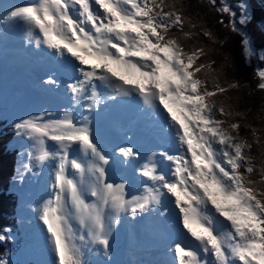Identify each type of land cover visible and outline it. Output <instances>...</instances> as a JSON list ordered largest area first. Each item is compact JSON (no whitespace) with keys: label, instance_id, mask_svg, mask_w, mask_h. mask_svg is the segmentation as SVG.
<instances>
[{"label":"snow or ice","instance_id":"6c2138e0","mask_svg":"<svg viewBox=\"0 0 264 264\" xmlns=\"http://www.w3.org/2000/svg\"><path fill=\"white\" fill-rule=\"evenodd\" d=\"M209 3L229 17L227 26L240 35L250 62L257 50L243 31L252 20L247 0H238L239 16L227 0ZM9 25L21 26L29 43L74 73L67 84L70 109L58 117L29 115L12 126L15 137L28 142L20 180L51 166L49 198L35 211L53 264H89L86 254L98 249L108 257L122 216L167 220L173 212L183 236L170 246L176 264H264V141L236 119L246 120L250 111H240V98L233 102L228 95L241 83H220L231 65L202 62L208 56L203 46L188 50L181 42L203 36L223 46L198 11L184 0H29L4 9L0 28ZM256 76L264 91V70ZM125 98H138L173 145L147 158L133 146L113 150L116 162L134 166L143 185L130 198L126 185L109 177L112 156L98 142L89 115L76 114L78 107L91 114L106 100ZM242 129L250 130L251 140ZM9 239L0 234V243ZM0 264L11 261L0 255Z\"/></svg>","mask_w":264,"mask_h":264},{"label":"rangeland","instance_id":"374dc122","mask_svg":"<svg viewBox=\"0 0 264 264\" xmlns=\"http://www.w3.org/2000/svg\"><path fill=\"white\" fill-rule=\"evenodd\" d=\"M2 37H3V32L0 31V39H2ZM20 44H21V47H23L24 41L23 42L21 41ZM33 46L34 45H32V49H31V50H33L32 52L38 51L40 56H44V54L49 53L48 51H41V49H39L36 45L34 47ZM23 48L26 49V46ZM27 50H29V49H27ZM31 56L29 53V56L26 58V61H24V58H23V64L31 65L30 67L36 66V65H33L34 61L31 58ZM253 58H256V56ZM56 60H57V62L60 61L58 58H56ZM20 66H21V68L19 70V73L24 74L26 68H25V66L22 67L21 64H20ZM15 73H18V72L15 71ZM19 73H18V75H19ZM66 74H68V73H66ZM13 78H16V74H14V72L12 71V69L10 67L8 70V64L7 63L3 64L0 67V121L4 122V125H3L4 127H5V123H7L9 127H12L14 122H17L21 118H26L29 115L40 114L43 112L51 113V114H53V116H57V115L60 116L62 114V108L65 109V107H63L61 105V104H63L61 102L57 103V106H60V105L62 106V107L61 106L58 107L57 108L58 110H56V108L49 110L50 101L52 102L55 100H50L49 97L44 92H46V91L53 92L55 89L54 88L51 89V86H49L48 83H46V79H44L43 76L38 78V80H36V81L34 80L31 83V88H32L33 92L31 93L30 91H28L29 94L27 96L18 94L17 84H14L13 82H11V79H13ZM4 79H8V82H6ZM17 81H18V78L16 79V82ZM4 83L6 85H4ZM19 87H20V89L22 88L20 85H19ZM25 87H26L25 89H21L22 94H25V91L28 88V84ZM56 88H59V87H56ZM60 89L61 88H59V90H58V94L64 95L62 93V91H60ZM66 90H67V88H66ZM55 91H57V89ZM106 106H107L106 104L105 105L102 104L99 106V108L101 107L100 108L101 110H105ZM139 108H140V105L137 106V110H139L140 113H143L144 111L141 110L142 107L140 109ZM81 111H82V108L77 109L76 114L78 117H80L81 114H84V115L87 114V115H89V119L91 118L90 114L87 112H84V113L82 112L80 114ZM105 115H106V117H105ZM105 115H102L101 117L103 119H107L111 123H113V117L110 115V108L109 107H108V111H106ZM147 117L148 116L146 114H143L141 116V123L146 121ZM119 121H120V123L121 122L127 123L125 120L118 119L116 121L117 131H119L120 129L121 130L124 129V125H122V123H121V126H119V123H118ZM97 122H99V121H97ZM147 122L152 123L151 119H149V118H148ZM147 122L145 123L146 125H148ZM153 123H155V122L153 121ZM94 126L98 127L96 125H94ZM150 131L155 134L154 137L156 139L158 137V141L161 139L163 134H160V133L153 131V130H150ZM120 133H121V131H120ZM13 135H14V132H13ZM122 136L123 135H120L119 140H121ZM106 139H108V138H106ZM113 139H115L117 141L116 138H113ZM165 139H167L168 142H170L172 144V141L170 140V138L165 137ZM124 140H127L128 143H135L136 145H131V146L137 147L136 150L140 152L141 157L147 158V156H150L149 152H146V151L142 152V150L140 149V142H138V140L135 137H127V138L123 139V141ZM13 142H15L14 144L18 145L17 146L18 147L17 148V154H16L17 166L15 169V173L13 175L14 177H13L12 182H11V187H10L8 192L9 193L15 192V193L23 194L26 192L33 191L30 194L34 195L35 193L40 191L45 197L49 198L50 191H51V189H50L51 166L45 165L41 169H36L34 172H27V173H25V176H24L23 180L21 181L19 178V175H18V170L21 168L22 162H27L26 157L22 156L21 154L26 152V150L28 148V142L25 140L16 138L15 135H14ZM127 142H125V144L127 146H130L129 144H127ZM103 143L105 144V141H103ZM100 145L102 146V142L100 143ZM114 145H115L114 141L111 139L110 144H108V148L110 150L113 151L114 149H117L118 147H122V146H118L116 144L115 148H113ZM8 147L11 148V145H9ZM106 147H107V145L103 146L105 152L110 155L111 152L108 151L106 149ZM160 150H164V149H160ZM111 155L113 156L112 157L113 163L110 165V167H111L110 172L113 170L114 174L112 175L109 172L110 179L113 176V180L116 181L117 183H124L126 185V192L129 196V198L131 197V195L139 194V190L142 189L143 185L138 183V177H137V174H136L134 168L126 169V166H128V165L117 163L116 162L117 158L113 154H111ZM142 162L143 161H140V163H142ZM1 171H3V170H1ZM34 184L37 185V187L39 186L38 187L39 191L34 190V188H36V187H34ZM39 196H41V194ZM89 199H91V198H89ZM19 200H18V202H20V204H22V202H24V200H25V197H23V200L22 199H19ZM20 204H19V208H20ZM19 208L17 210V213H15V216L17 214L16 221H18V222H19V212H18ZM150 219L151 218H149L143 225L138 224V228H140V229L142 228L145 230L143 233L146 236L147 235L149 236L151 233L148 229V227L151 225ZM130 220H131L130 216H122L120 222L114 228L112 236L110 238L109 256L105 257L103 255V250L98 249L94 253L86 254V259L89 261V263H93V264H133L134 263L132 261L133 258H131V256H133V254H135V257L137 254H142V255L145 254V252L141 253L139 248L135 249V248H133V245L130 246L131 234H132V232L135 231L134 227L130 228V226L133 223H135L134 222L135 220L131 221V222H130ZM18 222H16V223H18ZM34 223H35V227L32 229H33V232L34 231L37 232L39 230V228H41V225H40L41 223L37 222V220H35ZM18 225H20V224H17V226ZM157 226H159V224H157ZM18 227H19L18 230L21 231L20 236L22 234V243L19 246V249L15 251L14 255H12V253H11L12 256L9 259L11 261V264H16V263H18V264H39L40 262L42 264V261L40 258L41 253L39 254V251L34 250V251L29 252V251H25L26 249H23L24 247H26L28 249H31V248H29L28 246L22 247V244L25 242V236H24V231L21 228V225ZM123 232L128 233L127 234V242L125 244H123V241L126 239V237L123 236ZM179 233H180L179 236L183 238V236L181 235V230ZM162 235H164V233ZM184 236H186V234H184ZM153 238L154 237L151 233V239H153ZM169 251L173 252V250H169ZM152 253L155 254V251H152ZM42 259L44 260L43 257H42ZM53 260H54V257H53ZM140 263H143V262H140Z\"/></svg>","mask_w":264,"mask_h":264},{"label":"trees","instance_id":"16d2710c","mask_svg":"<svg viewBox=\"0 0 264 264\" xmlns=\"http://www.w3.org/2000/svg\"><path fill=\"white\" fill-rule=\"evenodd\" d=\"M238 0H227L233 10L239 16V9L236 7ZM250 5V12L252 15L251 22L243 29L253 42V47L257 50L256 58H252L250 62L246 63L242 55L241 37L233 33L227 26L229 17L227 15L218 13L215 8L209 3V0H184V3L191 6V11L199 12L203 18L206 26L210 28L215 37L223 42L221 47L219 44L213 45L211 41L203 36L193 40H182L185 48L191 50L193 47L203 46L208 56L202 57V62L214 59L216 66L221 64L231 65L227 67V80L223 77L220 83L226 86L227 82L237 80L242 87L237 91L233 90L228 93L234 98L239 97V110L247 111L246 120L240 119L243 124L245 122L251 124L256 128L260 134L261 140L264 141V91L258 90L257 85L260 82L256 76V70H264V60L260 59V55L264 54V32L261 31V25H264V0H247ZM220 0H217L219 6ZM224 23H219V20ZM237 27H240L237 24ZM187 25L185 31H188ZM230 60L226 61L225 57ZM255 57V56H254ZM234 66V67H233ZM203 77V74H201ZM212 83H209V88ZM224 97L218 96L217 100H222ZM4 122L0 121V234L8 235L10 239L4 243H0V255H6L9 259L15 246L20 242V235L16 228L14 213L17 206V197L14 194L7 193L10 188V182L14 175L17 161L16 154L17 146L11 142L14 138L13 129ZM242 135H247L251 140L250 130H241ZM11 145V148L8 147ZM254 150L258 157L259 163L260 152L256 145ZM3 170V171H1ZM10 230V231H6Z\"/></svg>","mask_w":264,"mask_h":264},{"label":"bare ground","instance_id":"6f19581e","mask_svg":"<svg viewBox=\"0 0 264 264\" xmlns=\"http://www.w3.org/2000/svg\"><path fill=\"white\" fill-rule=\"evenodd\" d=\"M14 1H15V3H27V2H29V0H0V15L3 14L4 9L8 8L11 4H14ZM0 31L3 32V37H2V39H0V65L5 64V62H6L10 65H13L14 71L19 73V70L21 68L20 61L23 60V58H24V61H26V56L28 57V54H29V50H28V51H26L25 57H22L23 55L21 54V47H19L21 41H23V38L25 36L24 31H23L22 27L19 25H9L7 27L0 28ZM39 49H41V51H47V49H44V48H39ZM30 56L34 62L37 59L36 65L42 66L41 59H43V57L39 55L38 51L30 52ZM45 56L50 57V60H51L50 64H52L57 69L58 73L61 74V75H59V79L61 81L64 80V77L62 75V73L64 74V69L62 66H64L65 63L61 60L57 62L56 58L53 57L50 53H46ZM39 68H41V67H39ZM66 73H67V71H66ZM23 77L24 76L20 75V73H19L17 84L22 87L21 89H25L26 88L25 86L27 85V82L23 83V81H24ZM57 87L61 88L60 91H62V93L65 94V91H64L63 87L60 86V83H58ZM54 89L56 90L57 88H54ZM53 92H55V91H53ZM134 100L135 99H127V98L118 99L116 101H110V102H109V100H106L105 103L103 104V105H105V104L107 105L105 107V110H101L100 109L101 107L100 108L98 107V109H96L95 111H93L90 114V117H91L90 120L92 121L91 126L94 130L95 136L98 139V142L99 143L103 142L102 138H104L105 146H106V143L110 139L115 138V133L117 132L116 121L118 119L125 120L127 122L126 124L127 125L130 124L131 127H128V131H125V134H123V136L121 137V140L123 141V139H125L127 137H135L138 140V142H140V149L142 150V152H145L143 149H146V152H149L151 155L152 152H155L152 148V144H153V141L156 140V138H154L152 136V138H150V140H148L146 142V141H144V139L142 137L137 136L139 131H142L141 132L142 135H145L146 137H148V135H150V132L149 131L146 132L145 128L143 127L144 125H146L145 123L147 122V120L141 123V116L143 114H145V112L140 113V111L137 110V106L140 105V108H141L142 105L140 104L138 98L135 101ZM65 105H66L65 109L71 108V104L67 103ZM108 107L110 108V115L113 117V123H111L109 120L103 119L101 117L102 115H105L106 111H108ZM78 108H80V107H78ZM65 109H63V111ZM63 111H62V113H63ZM81 112L84 113L83 108H82ZM105 117H106V115H105ZM148 118L149 117H147V119ZM137 120H138V122H137ZM97 121H99V122H97ZM94 125H96L98 127H95ZM156 125H158V124L156 123ZM129 130H131V131H129ZM132 130L134 132H136L137 135L132 134ZM106 138H108V139H106ZM119 138H120V135L118 136V139ZM113 140H114L115 144L118 143V141H116L115 139H113ZM123 142L125 143V142H127V140H124ZM123 142L120 144H123ZM127 144H129L130 146L136 145L135 143H128V142H127ZM103 146H104V144H102V147ZM125 146H127V145L125 144ZM133 147L135 149H137L136 146H133ZM166 148H167L166 145H164L162 142L160 144V147H158V151H160V149L172 150V147L167 148V149ZM141 161H143V160H141ZM110 169H111V167H109V172H110ZM110 173L112 174V171ZM109 177H110V175H109ZM38 194L40 195V192H37L34 195L29 194V195L23 196V197H25V200H24V202H22V204H20V208L18 211L19 212L18 224L21 225V228L24 231L25 242H24L23 246H28L29 248H34L35 250L45 254L47 257L45 258L44 262H42V264H53V256H52V254H51V252L47 246L46 232L43 228V225L40 224L41 228H39V230L37 232H35V231L33 232V229H32L35 227V223H34L35 220H37V222H40V221H38L39 219H38V215H37V212L35 211V209H38L40 204L44 200H46L45 198H43L42 196H39ZM173 214H175V213L173 212L172 214L169 215L168 223L162 217L147 216L145 218L147 220L149 218H151L150 219L151 225L148 227V229L154 237L153 239L148 240L149 248H154L157 251H161V248H162V250H164L165 248H168V246H163V244H165L166 242H167V244L172 242L171 229L172 230L177 229L173 225V218L171 216ZM136 219H137L138 224H140V225H143L147 221V220L145 221L144 217L141 218L144 220L142 223H140L141 219L139 217ZM158 220L162 221V224L157 223V224H159V226H157V224L155 223ZM170 221H171V223H170ZM177 231L180 232L179 229H177ZM151 233L149 236L144 235L143 239L146 237H151ZM163 233H164V235H162ZM169 238H170V240H169ZM159 240L161 242H163V244H160ZM141 241H142L141 244H143L144 241L143 240H141ZM182 241H183V238L179 236V241L176 239L174 244L176 242H182ZM137 248H142V246H138ZM24 249L30 250L26 247H24ZM148 251H150V249ZM131 258H133V260H132L134 262L133 264H137V261H138V263L145 262V257L141 254L138 255V258H135L134 256H131Z\"/></svg>","mask_w":264,"mask_h":264}]
</instances>
